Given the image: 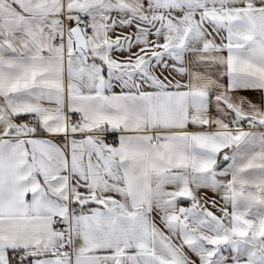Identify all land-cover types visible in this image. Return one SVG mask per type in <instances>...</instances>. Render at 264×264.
Segmentation results:
<instances>
[{"label":"snow or ice","instance_id":"obj_1","mask_svg":"<svg viewBox=\"0 0 264 264\" xmlns=\"http://www.w3.org/2000/svg\"><path fill=\"white\" fill-rule=\"evenodd\" d=\"M0 264H264V0H0Z\"/></svg>","mask_w":264,"mask_h":264}]
</instances>
